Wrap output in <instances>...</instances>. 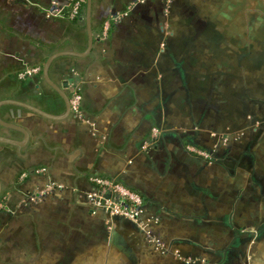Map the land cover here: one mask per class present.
Segmentation results:
<instances>
[{
	"label": "crops",
	"instance_id": "0c3cea01",
	"mask_svg": "<svg viewBox=\"0 0 264 264\" xmlns=\"http://www.w3.org/2000/svg\"><path fill=\"white\" fill-rule=\"evenodd\" d=\"M71 2L0 0V102L60 115L43 64L82 54L48 72L79 111L0 106L28 133L0 143V264H264V0H91L87 53ZM94 175L137 222L91 207Z\"/></svg>",
	"mask_w": 264,
	"mask_h": 264
},
{
	"label": "built area",
	"instance_id": "2783aa9c",
	"mask_svg": "<svg viewBox=\"0 0 264 264\" xmlns=\"http://www.w3.org/2000/svg\"><path fill=\"white\" fill-rule=\"evenodd\" d=\"M84 3L85 0H72L69 17H75ZM49 13L54 16L58 15L59 11L52 10ZM38 71V67H29L21 71L18 76L24 78ZM69 102L72 111H79L81 95L72 93ZM188 151L199 156H208L205 151L198 150L192 146L188 147ZM90 181L93 184V188L85 193V197L94 210H102L109 215L117 216L132 222L138 221L141 213V197L138 193L111 178L94 175L90 178ZM30 199L34 200L35 195Z\"/></svg>",
	"mask_w": 264,
	"mask_h": 264
},
{
	"label": "water",
	"instance_id": "95a60500",
	"mask_svg": "<svg viewBox=\"0 0 264 264\" xmlns=\"http://www.w3.org/2000/svg\"><path fill=\"white\" fill-rule=\"evenodd\" d=\"M85 4H86L85 9H86V20H87V31H88V45H87V50L85 53H87L90 51V48L92 46V36H91V30L89 27L91 0H85ZM63 55L82 56V54H78V53H75L72 51H64V52L54 53L47 58V60L44 62L43 67H42V74H43L44 80L47 82V84L55 92H57L59 94V96L61 97V99L63 101L64 109L60 115L50 114L46 111H43L39 108L32 106V105H29V104H26L23 102H19V101H15V100L2 101V102H0V106L2 104H10V105L18 106L20 108L27 109V110L43 117V118L51 119V120H59V119H63L66 116H68V114L71 111L69 97L50 79L49 74H48L50 65L53 62V60L60 57V56H63ZM0 125L5 127V128L11 129V130L19 131L23 134V139L20 141L0 136V143L21 147L27 142L28 133L25 129L21 128L20 126L5 122L1 119H0ZM0 191H1V184H0Z\"/></svg>",
	"mask_w": 264,
	"mask_h": 264
},
{
	"label": "trees",
	"instance_id": "16d2710c",
	"mask_svg": "<svg viewBox=\"0 0 264 264\" xmlns=\"http://www.w3.org/2000/svg\"><path fill=\"white\" fill-rule=\"evenodd\" d=\"M84 7H85V3L82 4V7L80 8L78 14H77L75 17H70V18H72V19L75 20V19H78V18H80L81 16H83V14H84ZM70 10H71V7H70ZM70 10H68V14L70 13ZM70 96H71V95H70Z\"/></svg>",
	"mask_w": 264,
	"mask_h": 264
}]
</instances>
